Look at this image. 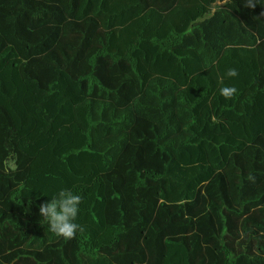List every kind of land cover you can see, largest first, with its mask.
<instances>
[{
  "label": "trees",
  "instance_id": "1",
  "mask_svg": "<svg viewBox=\"0 0 264 264\" xmlns=\"http://www.w3.org/2000/svg\"><path fill=\"white\" fill-rule=\"evenodd\" d=\"M244 2L0 0V264H264V172L226 125L264 122ZM62 189L71 240L39 215Z\"/></svg>",
  "mask_w": 264,
  "mask_h": 264
},
{
  "label": "clouds",
  "instance_id": "2",
  "mask_svg": "<svg viewBox=\"0 0 264 264\" xmlns=\"http://www.w3.org/2000/svg\"><path fill=\"white\" fill-rule=\"evenodd\" d=\"M258 3H264L262 0H245L244 6L247 8H255ZM264 17V12L260 13ZM228 78L238 76V71L230 68L225 73ZM223 83V77L221 78ZM220 95L227 99H231L236 93L235 87H221ZM249 179H252L249 177ZM82 202V197L74 194L70 189H62L49 202H44L39 205V215L42 220L48 225L49 231L56 237L64 240L74 239L77 233H83L85 228L83 225L76 223L79 205Z\"/></svg>",
  "mask_w": 264,
  "mask_h": 264
},
{
  "label": "rangeland",
  "instance_id": "3",
  "mask_svg": "<svg viewBox=\"0 0 264 264\" xmlns=\"http://www.w3.org/2000/svg\"><path fill=\"white\" fill-rule=\"evenodd\" d=\"M262 64V63H261ZM226 125L229 126L230 130L236 128L237 126H242L247 130L246 134H242L240 130L235 135V141L232 139V144L234 145V151L236 155L246 154L252 164H257V169L260 172H264V133L258 135L259 125L264 126L263 121L246 122L245 119L243 123L226 121Z\"/></svg>",
  "mask_w": 264,
  "mask_h": 264
}]
</instances>
